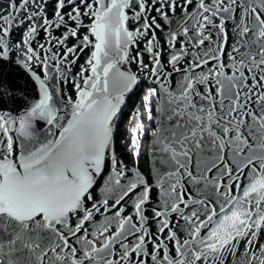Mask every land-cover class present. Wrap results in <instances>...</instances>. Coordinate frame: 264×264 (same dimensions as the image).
I'll return each mask as SVG.
<instances>
[{
  "label": "snow or ice",
  "instance_id": "6c2138e0",
  "mask_svg": "<svg viewBox=\"0 0 264 264\" xmlns=\"http://www.w3.org/2000/svg\"><path fill=\"white\" fill-rule=\"evenodd\" d=\"M0 264H264V0H2Z\"/></svg>",
  "mask_w": 264,
  "mask_h": 264
},
{
  "label": "trees",
  "instance_id": "16d2710c",
  "mask_svg": "<svg viewBox=\"0 0 264 264\" xmlns=\"http://www.w3.org/2000/svg\"><path fill=\"white\" fill-rule=\"evenodd\" d=\"M133 99H135V98H133ZM133 108H134V105H133V102H132V100H130L129 102H128V107H127V109H126V111H125V114H124V119H123V121H122V123H121V137H120V141H118V143H121L123 140H124V127H125V125H127V123H128V119H127V117H128V113H130L132 110H133ZM120 150H122V148L121 149H118V151H120ZM125 163H128V160H127V158H125ZM147 166L145 165V168H146Z\"/></svg>",
  "mask_w": 264,
  "mask_h": 264
},
{
  "label": "water",
  "instance_id": "95a60500",
  "mask_svg": "<svg viewBox=\"0 0 264 264\" xmlns=\"http://www.w3.org/2000/svg\"><path fill=\"white\" fill-rule=\"evenodd\" d=\"M0 2H2V0H0ZM21 83H23L22 81H21ZM126 111V110H125Z\"/></svg>",
  "mask_w": 264,
  "mask_h": 264
}]
</instances>
